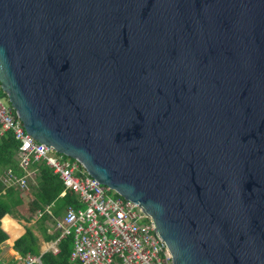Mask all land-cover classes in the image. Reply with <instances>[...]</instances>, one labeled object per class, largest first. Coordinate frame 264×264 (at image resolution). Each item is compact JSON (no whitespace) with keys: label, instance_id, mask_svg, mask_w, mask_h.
Wrapping results in <instances>:
<instances>
[{"label":"water","instance_id":"95a60500","mask_svg":"<svg viewBox=\"0 0 264 264\" xmlns=\"http://www.w3.org/2000/svg\"><path fill=\"white\" fill-rule=\"evenodd\" d=\"M0 85L173 264H264V0H0Z\"/></svg>","mask_w":264,"mask_h":264},{"label":"built area","instance_id":"2783aa9c","mask_svg":"<svg viewBox=\"0 0 264 264\" xmlns=\"http://www.w3.org/2000/svg\"><path fill=\"white\" fill-rule=\"evenodd\" d=\"M18 140L17 158L26 170L32 159L45 160L62 180L63 194L72 191L82 206L69 205L58 224L61 237L72 235L70 260L80 264H173L150 216L134 201L110 187L95 183L83 164L64 156L29 135L0 85V132ZM30 171L27 170L29 175ZM22 188L26 176H7ZM27 255L17 264H31Z\"/></svg>","mask_w":264,"mask_h":264},{"label":"trees","instance_id":"16d2710c","mask_svg":"<svg viewBox=\"0 0 264 264\" xmlns=\"http://www.w3.org/2000/svg\"><path fill=\"white\" fill-rule=\"evenodd\" d=\"M18 145L19 142L14 138L11 131H4L0 134V220L5 214L22 218L23 216L18 212V206L23 203L24 197L30 198L29 204L35 210H42L45 205L51 206L53 204L54 215H59L62 209H66L69 205L82 206L72 191L68 190L64 194L62 193L64 190L62 180L58 174L53 172L45 160H31L30 167L36 169V173L33 179L27 178L24 189L17 185L7 186L3 183L1 177L6 174L7 169H11L16 176L25 174L15 159ZM58 234L57 231L54 236ZM54 236L52 235V238ZM6 239L7 234L0 226V244ZM72 245V235H65L59 239L56 253L47 251L39 254L36 238L27 228L26 232L15 240L13 247L23 257L27 255L39 257V262H32L31 264H80L76 260H70Z\"/></svg>","mask_w":264,"mask_h":264},{"label":"crops","instance_id":"0c3cea01","mask_svg":"<svg viewBox=\"0 0 264 264\" xmlns=\"http://www.w3.org/2000/svg\"><path fill=\"white\" fill-rule=\"evenodd\" d=\"M2 133L0 132V134ZM16 153L15 159L18 163V166L22 168L19 165ZM30 163L26 170L22 168L25 173L23 176H26V180L27 178L33 179L36 173V169L31 168ZM27 170L30 171L29 175L27 174ZM6 171V174L1 177L3 183H5L7 186L11 184L19 186L17 183L9 181L7 179V176L9 174H12V176L16 178H20L23 176H16L11 169H7ZM19 187L21 189H24L21 186ZM29 203L30 198L24 197L23 203L18 206V212L23 216L22 218L19 219L12 214H5L0 220V226L7 234V239L0 244V264H17L23 261L26 256H21V254L13 247V245L15 240H17L26 232L27 228L36 238V242L39 247V254L47 251H51L53 253H56L58 251V241L61 236V231L58 227V224L65 215L66 209L63 208L62 212L59 215H54L53 204V206L45 205L42 210H35L30 206ZM56 207L58 208V206ZM57 231L59 232V234L54 236ZM52 235L54 236V238H52ZM35 257L37 258V262H39V257Z\"/></svg>","mask_w":264,"mask_h":264}]
</instances>
